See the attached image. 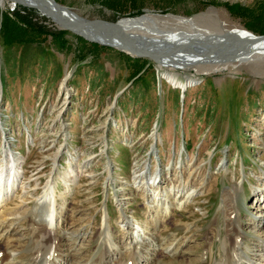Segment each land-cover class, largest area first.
Masks as SVG:
<instances>
[{
	"label": "rangeland",
	"instance_id": "rangeland-1",
	"mask_svg": "<svg viewBox=\"0 0 264 264\" xmlns=\"http://www.w3.org/2000/svg\"><path fill=\"white\" fill-rule=\"evenodd\" d=\"M57 1L81 17L108 21L113 25L107 26L113 29L125 20L116 24L117 12H131L129 20L134 27L125 34L133 33L138 25L136 30L142 36L141 33L163 37L182 30L184 21L199 20L207 30L240 26L252 36L264 35V0ZM147 8L156 14L169 13L146 24V20L158 16L148 13L140 17ZM170 16L179 18L166 20ZM0 48V159L5 148L11 149L5 137H10L13 150L25 158L24 188H18L16 198L7 201L0 211L9 213L8 218L18 216L20 228L26 229H22V242H17V237H7L6 245V241H0V259L7 249L17 253L10 258V264H32L34 259L36 264H50L51 258L54 261L66 250V246L62 248L64 243L77 245L72 248L74 253L80 251L77 257L74 255V264L92 263L103 253L108 257L109 250L100 245L103 241L97 239L99 236L85 237L84 233L97 234L106 219L116 242H127L131 237H123L119 209L128 207L137 224L150 219L147 199L135 188V173L143 171L153 176L159 171L167 173L168 169L175 173L181 164L184 179L189 175L200 177L203 189L183 209H174L160 228L162 237L171 236L188 244L179 255L159 257L155 264H215L216 259L223 260L224 250L234 249L231 242L236 239L251 253H256V245L263 244L264 232L252 226V216L259 208L258 204L254 207L255 195L258 189H264V56L256 50H249L248 57L236 64L239 67L234 71H230L235 66L231 63L220 66L223 72L199 73L181 68L180 79L187 75L195 78L183 98L182 89L166 79L163 72L158 81V66L153 60L132 57L85 39L60 27L34 6L24 7L12 1L1 4ZM66 78L70 86L63 91ZM58 90L61 99L69 92L77 99L64 123L59 119L62 107L56 110L61 105ZM116 103L114 113L119 126L116 120L109 119V110ZM64 124L69 132L63 135L59 129ZM63 143H67L66 149H62ZM110 161L114 162V175H108ZM190 163L194 165L193 173L187 168ZM76 164L84 168L75 191L65 196L68 232H33L35 200L42 195L47 181L58 176L57 189L65 191L61 176L69 165ZM128 181L133 187L126 184ZM122 193V206L117 199L118 209L115 195ZM4 219L0 215V222ZM238 223L243 229L240 242ZM79 232H83L82 236ZM125 248L123 245L118 250ZM143 249L147 251L142 260L151 257L148 249ZM122 260L131 261L128 254ZM111 262L117 264V260Z\"/></svg>",
	"mask_w": 264,
	"mask_h": 264
},
{
	"label": "bare ground",
	"instance_id": "bare-ground-1",
	"mask_svg": "<svg viewBox=\"0 0 264 264\" xmlns=\"http://www.w3.org/2000/svg\"><path fill=\"white\" fill-rule=\"evenodd\" d=\"M6 1H12L13 3H21L25 6L27 5L30 7L35 6V2L32 0H0V3L4 4V2ZM47 2L44 0L38 1L41 8L40 10H42V12H44L54 23L58 24L60 27L64 29H68V28L75 29L76 31H79L85 36L97 39L100 42L103 41L111 42L112 39L110 38L112 36H116L118 38L119 35V36L128 37L127 39L132 43L136 42V44H142L144 45V47L145 46L148 47L149 44L150 45L149 47H153L157 49H161L167 46L170 47L172 46L173 49L175 48L174 50L177 51L179 48L183 49V47L190 49L186 54L187 57H192V59L187 58L188 61H191L190 63L187 64L177 63L178 65L175 66H172L173 64L171 65L167 64L164 67L163 66L160 67V68H164V71H162L164 77H166V79H168L169 81H172V83L175 86L181 89L188 88L193 84H195V80H194L195 78H192L187 74H186L187 76H183L184 79L182 78L180 79V73H178V70H180L181 68H184L185 70L196 69L197 72L199 73L200 71H204L207 73L217 72V71L223 72L224 70L220 66L221 65L225 66L227 64L229 65L231 63L235 66L231 67L230 71H234V70H238L239 67L236 66V64H240L244 60V58L248 57L249 50L251 51L256 50L259 56H264V40L262 41L258 40L259 39L258 36L256 35L252 36V33L243 29L240 26L235 28H225L224 30L217 29L216 31H213L212 29L209 30L203 29L202 26L199 24V20H193V22L184 21V27L182 28V30H178L177 32L172 31L168 34L163 35V37L154 36L153 34H151L150 36H146L145 33H141L144 35L142 36L136 30V28L139 27L138 25L135 27L133 33L125 34L129 31H132L134 27L133 22L129 19L123 20L124 22L121 25L113 29L112 27H108L113 24L107 22H95L89 19L84 20L80 17H74L72 16V13L69 14L67 12H63L64 13L63 16H59L57 14L58 18H52L50 16V13L52 14V11L55 12L56 9L52 8V4L50 2L48 3ZM70 11L73 10L71 9ZM160 16L161 15L153 16L152 19H148L145 22L146 24H148V22H157L158 19L162 18ZM145 17L148 18L149 16L148 17L145 16ZM172 18L173 16H170L166 20H178L179 17L175 19ZM143 24H144V20H141V25ZM103 25H106V27H103ZM71 29L69 30L73 31ZM243 51L246 53H243ZM67 76L69 77L70 75ZM159 78L161 79V72L159 73ZM66 79L68 80V78ZM67 80L64 79L63 82L65 88L66 87L68 88L69 86L66 83ZM2 88L3 87L0 85V93H1L0 100L2 98V93H3ZM9 139L5 137L4 142L6 140L9 141L11 143L9 144L11 149L5 148L4 150L5 155L0 159V210L2 208L1 206H3L5 203L7 204V201L14 199V197L16 198V190L18 188H24V185L22 184V179L25 176L23 174L24 171L22 167L24 168L23 165L25 163V158H22L20 154L16 153L13 150L12 142ZM66 148H67V143H63L62 149H66ZM113 163H114L113 161H110V165L108 168H110L111 171L109 172L108 169L109 175L113 174L112 173L114 167ZM60 165H64V164L60 163ZM60 165H58L57 168ZM182 165L183 164H181V166ZM181 166H179V170L175 171V173L170 171V169L167 170V173L159 171L156 172V174L153 176H148L147 173L143 171L135 173L134 175V184L136 186L135 188H138L139 192L143 194L144 197H146L147 199L146 203L149 207L147 214H148V218L150 219L146 221L144 224L135 223V221L138 220L132 214L128 213L127 210L128 207H126L127 212L126 213L124 212L126 210L122 206V199H120L123 197V193L121 195H115V202H116L115 204H117V199L121 200L119 201V203L122 206L121 209H119L118 204L117 207L120 211V214L122 212L120 218L121 219L120 226L121 229H123V237L126 238L128 236L131 237V239L129 238L127 242L123 241V243H121V241L116 242L117 238L112 234L111 231H109L110 224L108 225V220L106 219L103 225L100 227V230L97 231V234L91 235L89 234L88 231L85 232L84 233L85 237L89 236L93 238L94 236L96 237L99 236L97 237V239L99 238L103 241V243H100V245L102 246V244H104V248H107L109 250L108 257L106 256L107 254L103 253L102 251L104 255H102L101 258L97 260L95 259L92 260L93 259L92 258L91 260L93 264H109L113 260L114 261L117 260V264H130V262H132V264H140V262H143L144 264H155L156 259L159 257L162 258L163 256L169 254L172 255L180 254V252L184 249V246L188 244V241L181 242L178 239L173 238L171 236H169L168 238L166 237L164 238L160 233V228L166 224L168 215H170V213L174 211V209H181V208L183 209V207H185L189 203V201L192 199L193 196L199 194L202 191L203 189L202 186L204 184V182L200 177L194 179L191 178V175H189L187 180H185L184 175L181 172ZM192 166L194 165L191 163L187 165L188 169L191 168V172H192ZM82 168L78 164L69 165V168L64 171L62 176L60 175L62 180L65 181V191L59 192L57 189L58 184L56 183L55 179L58 180V176L57 177L53 176L47 181L46 185L43 188L42 195L35 200V205H34L35 207L33 210L34 215L33 214L32 215L35 216L36 218L34 217L35 219L32 222H34L36 226H34L33 224V227L31 228L33 232L37 234H43L45 230L53 233L57 232L58 230L61 231L63 230L65 232H68V227L66 226L65 222H68L66 221V213L69 206L67 205L68 200L67 197L65 196L69 195L70 192L75 191L74 186L76 185L78 177L81 176L80 174L82 173L83 170ZM113 183H115L114 180L111 181V184ZM128 183L131 182L130 181L126 182V184ZM166 191H168V193H166ZM262 193H264V189H258V191L256 192L255 195L256 201L254 203V207L256 204H258L259 208H257V213L255 214V216L254 215L252 216L253 217L252 226L255 230L259 232L260 231L264 232L263 229L264 228V198H262L264 197V194ZM61 198H63V201L60 203L59 199ZM25 200L26 197H23L22 201ZM258 211L260 212V215L258 214ZM104 212H107L105 214L107 218L108 211L106 205L104 206ZM1 213L4 215L5 219L0 222L1 223L0 241H6L4 243L6 245V243H8L9 241V238L7 237H17L18 240L17 242H20L21 241L20 236L21 234H25V231L23 230H26L25 228H22L23 230L20 228V224H19L20 218L18 216H16L15 218H8L9 213L0 211V215H2ZM238 226H239V230L242 231L243 230L241 228L242 225L240 224ZM242 233L243 231L237 235L240 237L239 242L242 240L241 238ZM65 234L67 235L68 233ZM73 234H75L74 231ZM79 234H81L82 236L83 232H79ZM53 236H55V234ZM81 236H79V239ZM237 240L238 239H236L235 242H231L234 247L233 250H229V249L224 250L226 253L222 260L223 262H225L226 264H264V241L262 245H256V250H257L256 253H251L247 246L243 248V246L237 243ZM67 241L68 240H66V242ZM234 243L237 244L235 245ZM123 245L126 247L125 250L128 251L127 254L131 259V261L129 262L127 260L124 261L122 260L124 255H127L125 254V250L120 252L118 250V249L121 250ZM63 246H66V250H63L62 254L60 253L61 254L60 257L56 258L54 261L51 258L52 261L50 264L75 263V261L73 262V260L75 259L74 255H76L77 257L80 254V251H76V253H74L73 252L74 250L72 251V248H76L77 245H73V244L70 245V243L68 244L64 243L62 244V248ZM149 246L153 247V249H149ZM55 247H57V245H55ZM143 248L148 249L149 254L147 255H151V257H145L144 260H142L144 251H147L144 250ZM152 250H154V252H152ZM71 253L74 254L71 255ZM16 254L17 253L13 251L10 252L7 249H5L4 254L1 256L0 264H10L9 263L10 258L11 257L15 258ZM222 261L220 259H216L215 264H223ZM33 263L36 264L35 259L34 261H32V264ZM92 263L86 262L85 264H92ZM111 263H115V262H111Z\"/></svg>",
	"mask_w": 264,
	"mask_h": 264
},
{
	"label": "water",
	"instance_id": "water-1",
	"mask_svg": "<svg viewBox=\"0 0 264 264\" xmlns=\"http://www.w3.org/2000/svg\"><path fill=\"white\" fill-rule=\"evenodd\" d=\"M32 1L35 2V6L34 7L36 9H41L40 5L38 3L39 0H32ZM44 1L50 2L52 4V8L56 9L55 12L52 11V14L50 13V16L52 18H58V15L59 16H63L64 15L63 12H67L69 14L72 13V16H74V17H81L78 12L70 11L72 8L59 3L57 0H44ZM0 6H1V4H0ZM23 6L26 7L25 5H23ZM144 13L145 14H141L140 17H142V16H144V15H146L148 13L153 14V15H162L163 16V15H168L169 12H163V13L160 12L159 14H156L154 11H152L149 8H147L146 10H144ZM171 14H173V13H171ZM129 17H130V15H121V16L117 17L115 22L117 23L118 21L123 20V19H131ZM81 18L87 19V18H85L83 16ZM89 20H93V19H89ZM103 20H105V19H103ZM105 21H107V20H105ZM109 22H111V21H109ZM68 29H71V28H68ZM71 30H73L76 34L82 36L85 39H88L90 41L96 42V43H98L100 45L109 46L111 48H114L115 50H119V51L125 52V53H127L128 55H130L132 57H138V58H145V59L153 60L155 62V64H156V66H158V70H159L158 75H157L158 80H159V73L164 71V68H160V67L165 66L167 64H170V65L173 64L172 66L178 65L179 63H186L187 64V63L191 62V61H188L187 58H191L192 59V57H187L186 56V54L190 50V49H188L186 47H183V49L179 48L178 51L174 50L175 48L173 49L172 46L171 47L167 46V47H164V48H161V49H157V48L149 47L150 45L148 44V47H146V46L144 47V45H142V44H136V42L132 43L131 41H129L127 39L128 37L119 36V35H118V38L116 36H112L114 38H112V37L110 38V39H112L111 42H105V41L100 42L97 39L85 36L84 34L80 33L79 31H76L75 29H71ZM148 31L152 32V30H148ZM258 37H259L258 40H260V41L264 40V35H259ZM0 53H1V48H0ZM1 63H2V57L0 55V68H1ZM0 73H1V70H0ZM0 85L2 86L1 79H0ZM2 90H3V88H2ZM186 90H187L186 88H183L181 90V96L183 98L185 97L184 95H185V91Z\"/></svg>",
	"mask_w": 264,
	"mask_h": 264
},
{
	"label": "flooded vegetation",
	"instance_id": "flooded-vegetation-1",
	"mask_svg": "<svg viewBox=\"0 0 264 264\" xmlns=\"http://www.w3.org/2000/svg\"><path fill=\"white\" fill-rule=\"evenodd\" d=\"M130 14H132V13L130 12V13H127V14H126V13L117 12V17H118V16H121V15H130Z\"/></svg>",
	"mask_w": 264,
	"mask_h": 264
},
{
	"label": "crops",
	"instance_id": "crops-1",
	"mask_svg": "<svg viewBox=\"0 0 264 264\" xmlns=\"http://www.w3.org/2000/svg\"><path fill=\"white\" fill-rule=\"evenodd\" d=\"M65 75V74H64ZM64 75L62 76V77H64ZM90 79H91V77H89ZM62 79V78H61ZM61 79H59V81L61 80ZM93 83H95V81H93ZM58 87H59V85H58ZM56 90H57V88H56ZM59 91V90H58ZM58 94V93H57ZM40 99H42V96H40Z\"/></svg>",
	"mask_w": 264,
	"mask_h": 264
}]
</instances>
